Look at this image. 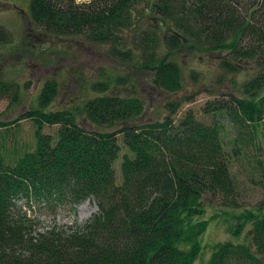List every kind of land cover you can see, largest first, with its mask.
<instances>
[{
    "label": "trees",
    "instance_id": "1",
    "mask_svg": "<svg viewBox=\"0 0 264 264\" xmlns=\"http://www.w3.org/2000/svg\"><path fill=\"white\" fill-rule=\"evenodd\" d=\"M31 19L46 35L107 45L111 57L169 93L183 88L181 59L192 55L220 56L219 83L246 62L260 71L243 84V97L204 108L211 124L191 111L176 123L181 101L168 103L162 120L132 124L145 101L125 92L128 75L95 82V96L74 110L50 109L59 88L45 82L39 106L13 121L33 122L34 150L15 149L10 161L0 147V264H194L211 195L236 222L232 237L246 231L247 238L218 243L209 264H264V208L241 210L232 176L235 158L264 127V0H32ZM10 38L0 28V47ZM19 94L15 83L0 79L1 97L16 104ZM45 125H58L57 136L45 134ZM118 136L128 150L122 156ZM21 198L75 206L93 200L97 212L77 229L36 233L16 203Z\"/></svg>",
    "mask_w": 264,
    "mask_h": 264
},
{
    "label": "rangeland",
    "instance_id": "2",
    "mask_svg": "<svg viewBox=\"0 0 264 264\" xmlns=\"http://www.w3.org/2000/svg\"><path fill=\"white\" fill-rule=\"evenodd\" d=\"M31 3L32 0H0V28H4L11 37L7 45L0 47V79L13 82L20 88L16 104L11 103V95L0 96V123L9 124L0 127V147L7 149L10 161L13 160V150L21 153L26 149L34 150L36 146L33 122L24 119L16 123L13 121L29 108L39 106L40 93L48 80H55L59 88L57 98L50 107L53 110H74L75 107L83 106L95 96L92 89L95 82L107 76L124 74L132 80L125 92L145 101L143 115L132 124L162 120L170 113L168 103L172 101H181L174 115L176 123L191 111L200 121L211 124L214 118L207 115L204 108L211 102L228 99L232 94L243 97V84L260 71L254 63L246 62L241 73L219 83L220 56L212 54L200 58L198 54L192 55L181 59L184 61L183 88L177 93H169L154 86L151 76L138 67L132 65L129 69V65L111 57L107 45L90 44L82 37L60 39L46 35L31 21ZM193 72L197 73V79H193ZM259 94H264V88ZM82 116H78L80 121ZM82 124L88 130H99L87 122ZM259 128L255 143H251L242 155L235 158L232 166L235 196L241 210L256 206L264 208V127L260 125ZM58 129V125H45L44 133L56 137ZM118 142L122 147V156L128 150L122 142V136H118ZM120 164L121 158L114 163L118 182L121 180ZM16 203L32 220L36 233L77 229L97 212L93 200H86L76 206L68 202L47 205L26 198L18 199ZM206 207L202 217L208 221L207 229L201 236L203 249L194 264H209L214 247L220 242L244 241L247 238L246 231L239 238L230 234V226L236 222L223 211L219 195L208 196Z\"/></svg>",
    "mask_w": 264,
    "mask_h": 264
}]
</instances>
